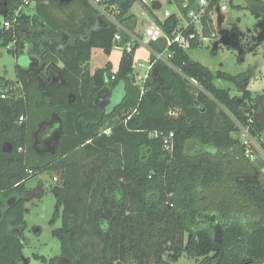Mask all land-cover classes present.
<instances>
[{
  "label": "trees",
  "instance_id": "trees-1",
  "mask_svg": "<svg viewBox=\"0 0 264 264\" xmlns=\"http://www.w3.org/2000/svg\"><path fill=\"white\" fill-rule=\"evenodd\" d=\"M137 1L120 3L119 19L129 30L136 26L131 10ZM184 1L175 0L179 5ZM248 1L262 19L264 40V1ZM33 2V16L21 12L16 16L27 7L25 0H0V14L14 23L6 29L0 22V45L14 42L15 48L9 50L18 54L22 33L32 24L40 25V31L29 37L37 50L42 47L47 63L58 69L62 84L49 88L50 99L44 103L35 87L21 90L14 83L4 85L0 192L11 195L15 184L27 189L33 177L63 171L62 184L55 187L58 210L54 215L62 217L57 232L61 255L41 261L172 264L165 256L186 252L197 264H264L262 166L245 156L240 135L241 127H249L264 152V119L258 117L264 94L253 95L244 73L217 72V78L236 86L240 96H232L230 90L214 84L215 76L207 67L176 45L171 48L173 66L195 78L201 91L162 62L140 85L134 82L139 45L131 53L122 51L117 73L108 63L92 75L88 69L92 50L111 54L120 31L86 0ZM177 24L171 17L163 28L169 32ZM213 33L208 17L204 36ZM121 35L123 43L128 42V36ZM199 45L194 43L190 49ZM153 47L163 50V45ZM119 81L125 85L121 103L103 108L99 93L113 92ZM5 92L8 97L2 99ZM55 117L59 143L54 153L41 155L33 147L34 135L42 123ZM171 133L172 151L164 144ZM4 143L13 152L4 151ZM25 212L20 207L15 222L24 229ZM30 262L27 259L26 264Z\"/></svg>",
  "mask_w": 264,
  "mask_h": 264
},
{
  "label": "rangeland",
  "instance_id": "rangeland-1",
  "mask_svg": "<svg viewBox=\"0 0 264 264\" xmlns=\"http://www.w3.org/2000/svg\"><path fill=\"white\" fill-rule=\"evenodd\" d=\"M159 1H161L162 7L157 11L152 8L141 7L138 2L133 6L132 13L137 16L136 26L131 30L133 35L138 38L142 37L144 30L152 25L156 15L159 18H164L166 12L175 13L177 11L176 5L171 0ZM224 1L227 2V0ZM228 8L226 13H217L213 19V34L215 36H210L209 39L201 42L196 49H188L187 53L192 60L201 63L214 74V84L218 88L230 90L232 96H240L236 86L217 78V72L221 71L234 76L244 73L248 77L249 90L253 95H263L264 40H261L263 31L260 28L262 19L252 12L248 0H232V3L228 1ZM20 12L27 16H33L36 13L35 2L21 8ZM147 17L150 19H146ZM3 21L4 16L0 14V22L3 23ZM226 35L232 38L237 46H225L222 40ZM10 47L15 48L13 42H10L8 47L0 45V93L4 91L6 83H14L21 90L24 88L18 70L20 66L28 65L30 58L27 54L18 55L14 51H10ZM253 48L254 51H252ZM215 50H217V53H214ZM122 51L123 49L120 46H115L111 54L102 49H93L88 64L90 73L95 74L99 69L105 68L108 63L111 64L112 71L117 73ZM150 55V48L144 45H140L135 53L134 72L139 85L142 83L139 77L146 74V68H141L139 65L142 63L148 67ZM124 94V82L119 81L114 89L112 105L120 104ZM258 117L264 119V105L260 107ZM254 142L260 151L256 158V164L260 167L264 166V157L260 155L264 152L256 139H254ZM62 175L63 171L57 169L51 173L45 172L37 175L26 183L27 189L33 190V192L37 191L34 197L29 198L25 204L26 228L24 238L27 245L23 254L26 259H30V264H44L41 258L44 257L50 261L61 255V242L57 237V232L62 227V217L55 219L54 215L58 210L55 187L61 186ZM55 177L60 181H54ZM261 179L264 182L262 176ZM60 212L62 213V210ZM36 257L40 259H36ZM165 261L172 264H197V261L190 258L186 252L180 256L170 253L165 256Z\"/></svg>",
  "mask_w": 264,
  "mask_h": 264
},
{
  "label": "built area",
  "instance_id": "built-area-1",
  "mask_svg": "<svg viewBox=\"0 0 264 264\" xmlns=\"http://www.w3.org/2000/svg\"><path fill=\"white\" fill-rule=\"evenodd\" d=\"M86 1L106 22L115 26L120 31V33H117L115 36V43L117 46L122 44V49L127 53H131L136 45H144L150 48L153 60H149L148 67L142 63L139 65L141 68H146V74L142 77H139L142 82L148 78V74L152 67L157 62H162L180 74L181 77L185 79L193 89L197 91L202 90L200 83L195 78L188 77L181 70H178L175 66H173L171 62L173 57L171 48L176 45L187 51L194 43L201 44V42L204 40L209 39L204 36L205 20L209 17L213 23V19L217 13L224 14L228 11V1L230 2L231 0H227V2L224 0H194V2L191 4L188 0H185L180 5L177 4L175 0H171V2L176 5L177 11L175 13L166 12L164 18H159L156 15L152 21V25L148 26L144 30V34L140 38L133 35L132 31L127 29L119 19V15L121 14L120 3L126 0ZM30 2L31 0H25V5H30ZM137 2L141 5V7L152 8L156 11L160 10L162 7V3L159 0H138ZM19 13L20 10L15 13L16 16H18ZM171 17H174L176 21H178V24L172 27L168 32L163 28V24ZM146 19L150 18L147 17ZM3 26L6 29H10L14 27V23L4 20ZM123 32L128 36V42L123 43L124 40L123 36L121 35ZM214 36L215 35H213V37ZM154 45H163V50L158 51L153 47ZM9 49H11V47ZM6 97H8L7 92L2 94V99H5ZM169 115L176 116V112H171ZM19 121L22 122L23 117H21ZM104 133L109 134L110 130L105 131ZM240 135L245 146V156L250 160H254L256 157L254 152L260 151L256 147L254 139L250 135L249 127H241ZM173 138V133L164 137V144L167 150L172 151ZM53 180L56 182L60 181V179L57 177H55Z\"/></svg>",
  "mask_w": 264,
  "mask_h": 264
},
{
  "label": "flooded vegetation",
  "instance_id": "flooded-vegetation-1",
  "mask_svg": "<svg viewBox=\"0 0 264 264\" xmlns=\"http://www.w3.org/2000/svg\"><path fill=\"white\" fill-rule=\"evenodd\" d=\"M40 25L32 24L27 32L22 33L21 46L18 55L27 54L30 58L29 64L20 66L18 74H21L23 89L36 88L41 92L42 103L49 102V88L62 84V77L58 69L47 63L44 59L42 47L34 44L30 37L40 31ZM30 36V37H29ZM113 92H100L98 98L102 101L101 106L111 107ZM59 122L55 117L50 122L42 123L35 133L34 149L41 155L54 153L59 143ZM51 135V136H50ZM4 151L13 152L8 144L2 145ZM20 152H23L21 149ZM15 189L11 195L0 192V264H26L24 257L26 244L24 238L25 229L16 225V215L20 207H25L29 198L34 197L36 192L24 189L20 184L13 186ZM20 245L23 249L19 250Z\"/></svg>",
  "mask_w": 264,
  "mask_h": 264
},
{
  "label": "water",
  "instance_id": "water-1",
  "mask_svg": "<svg viewBox=\"0 0 264 264\" xmlns=\"http://www.w3.org/2000/svg\"><path fill=\"white\" fill-rule=\"evenodd\" d=\"M223 44L225 46H231V45H234V46H237V44L235 43V41L232 40V38H230L229 36H224L223 37V40H222ZM136 81V79H134V82Z\"/></svg>",
  "mask_w": 264,
  "mask_h": 264
},
{
  "label": "crops",
  "instance_id": "crops-1",
  "mask_svg": "<svg viewBox=\"0 0 264 264\" xmlns=\"http://www.w3.org/2000/svg\"><path fill=\"white\" fill-rule=\"evenodd\" d=\"M131 13H132V11H131ZM135 17H136V19H137V16L134 14V13H132ZM136 23H137V20H136ZM151 56V55H150ZM136 80H137V78H135ZM138 81V80H137ZM51 136V135H50ZM260 155H262V157H264V154L263 153H260ZM257 158V157H256ZM254 161V162H253ZM252 162L256 165V166H258L257 164H256V159H254ZM260 167V166H259ZM262 167H264V166H262ZM264 169V168H263ZM262 168H261V172H262V177L264 178V170H263Z\"/></svg>",
  "mask_w": 264,
  "mask_h": 264
}]
</instances>
